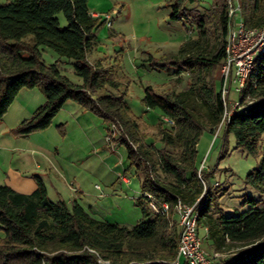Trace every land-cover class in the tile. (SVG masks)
I'll return each mask as SVG.
<instances>
[{"label":"trees","instance_id":"obj_1","mask_svg":"<svg viewBox=\"0 0 264 264\" xmlns=\"http://www.w3.org/2000/svg\"><path fill=\"white\" fill-rule=\"evenodd\" d=\"M169 19L189 22L195 37L182 41L176 52L164 54L163 63L176 73L186 71V88H144L143 103L157 107L173 123L157 128L162 146L146 142L139 120L131 114L123 95H98L106 86L118 88L111 66L89 60L95 33L105 20L91 14L88 0H7L0 3V120L22 88L37 87L45 101L32 115L10 129L28 135L51 123L63 103L72 100L114 125L120 142L128 150L131 166L140 180L137 203L142 217L133 226L94 218L76 200L68 205L53 201L42 180L35 176L31 193L0 184V264H173L179 229L172 218L177 198L196 203L199 223L206 227V240L221 253L220 264H264V208L252 206L224 215L209 211L210 200L199 204L210 192L204 190L197 170V144L204 129L215 133L225 105L222 81L212 70L224 63L230 29L225 0H208L204 12L199 0H166ZM246 27L264 25V0H241ZM62 12L66 25L57 14ZM190 19V20H189ZM212 19V21L210 20ZM50 48L73 60L81 84L72 83L57 61L46 64L41 50ZM238 105L224 120L223 134L234 138V146L260 156L245 182L264 195V53L253 60ZM111 131V130H110ZM222 156V153H221ZM160 173L166 177H161ZM204 178H207L204 175ZM143 191L170 204L167 213L155 212L142 202ZM216 206L215 197H212Z\"/></svg>","mask_w":264,"mask_h":264},{"label":"rangeland","instance_id":"obj_2","mask_svg":"<svg viewBox=\"0 0 264 264\" xmlns=\"http://www.w3.org/2000/svg\"><path fill=\"white\" fill-rule=\"evenodd\" d=\"M208 3V0H199L194 8L200 13L204 12ZM87 4L95 16H100V20H104V15L108 14L111 22L108 26L104 21L96 30L95 43L88 51V58L91 61L100 60L106 67L111 66L109 76L120 82L118 88L106 86L96 94H122L131 114L139 120L146 133L145 141L161 147L162 143L157 137L158 125L160 122L163 127L170 125L157 107L150 108L143 103L144 88L148 85L160 91L171 89L172 85L177 89L186 88L189 80L186 71L176 73L171 64H159L163 63L164 54L176 52L182 41L195 37L194 25H190V19L189 22L170 20L166 0H88ZM225 4L231 26L234 16L239 15L242 19V3L241 0H225ZM57 17L60 25L65 26L67 21L64 14L59 12ZM41 54L46 64L57 61L60 71L72 83L83 82L74 73L72 59L48 47L43 48ZM222 65L211 72L217 80L222 78ZM236 99L238 93L231 92L226 104L228 111L235 108L233 100ZM43 102L44 96L37 87L22 88L0 120V181L7 167L22 166L21 159L27 162L26 165L35 162L45 164L52 157L54 148L59 151L57 158L77 148L75 156L79 161L83 160V164L76 167V173L86 172L87 178H91V183L87 180L84 186L87 196L83 203L87 211L97 219L133 226L142 217L141 207L136 200L141 196L140 180L135 167L130 164L126 145L117 140V131L116 134L110 132L109 122L87 111L80 117L82 125L78 124V119H74L68 125H63L64 129L61 130L53 122L44 129L31 132L29 139L26 135L17 137L7 131L22 119L30 117L32 111ZM224 124L221 123L214 134L204 129L197 144V161L199 165L204 163L199 171L205 181L203 192L210 188L199 207L211 199L209 211L212 215H216L219 209L226 216L249 209L252 201L255 207L264 208V195L245 182L247 173L258 164L260 156L236 148L233 136H224ZM26 169L37 175L34 166ZM124 177L128 179L127 182L123 180ZM95 183L98 189L92 187ZM212 197H215L218 206ZM142 204L149 208L147 200ZM172 218L177 220L175 214ZM198 229L202 247L212 258V249L205 238L206 229L202 222ZM3 236L4 232L0 229V238ZM219 258L221 256L216 259Z\"/></svg>","mask_w":264,"mask_h":264},{"label":"built area","instance_id":"obj_3","mask_svg":"<svg viewBox=\"0 0 264 264\" xmlns=\"http://www.w3.org/2000/svg\"><path fill=\"white\" fill-rule=\"evenodd\" d=\"M232 11L229 12L231 14ZM237 14V12L235 11ZM104 20L108 26L111 25L110 16L104 15ZM228 44L226 46V59L222 65V84L220 88L221 97L225 105V112L221 123L228 117L231 110H227V100L231 92L238 93V96L243 91L246 78L252 70L254 58L261 53H264V26L248 28L244 25L241 17L234 16L232 25L230 26ZM238 105V100H233V106ZM169 124L173 121L166 118ZM220 123V124H221ZM219 124V125H220ZM218 125V126H219ZM117 130L114 125H111V133L116 134ZM203 162L197 170L200 182L205 185V181L201 178L199 171L203 167ZM125 181L128 179L123 178ZM97 188H99L97 186ZM143 195L148 198L149 208L155 212L167 213L170 209V204L166 200H158L150 193L143 191ZM173 213L177 217V226L179 229V238L177 241V255L173 260V264H220L216 258L221 256V253L212 250L213 257L211 258L202 247V240L198 234V218L199 212L196 203H188L180 198H177L173 204Z\"/></svg>","mask_w":264,"mask_h":264},{"label":"crops","instance_id":"obj_4","mask_svg":"<svg viewBox=\"0 0 264 264\" xmlns=\"http://www.w3.org/2000/svg\"><path fill=\"white\" fill-rule=\"evenodd\" d=\"M90 12L93 15L95 14V12L93 11ZM68 101H71L73 103H68ZM87 111L89 110L84 109L75 101L67 100L63 103L62 107L52 118L50 124L55 122L56 126L63 130V125H68L72 120L78 119V124L80 123V125H82L80 117H82V115L85 114V112ZM11 128L13 127H10V129ZM10 129H7L9 133H11ZM11 135L14 136V134L12 133ZM31 135L32 133L26 135L27 139H29ZM15 136L18 137L19 135ZM58 152V149L54 148V152H52V157L48 158L46 162H44L45 164L35 162V164L29 163V165H26L27 162L21 159L22 166L10 165L9 167H7L6 173L5 175H3L0 184H6L12 189L21 193H31L37 185L35 181V176H38L44 183L47 195L50 197L51 200H63L68 205H70L73 200H76L82 207L85 208L83 200L86 199L87 193L84 191V186H86L87 180H90L89 182L91 183V178H87L86 172H83V174L76 173V167H78V165L82 166L81 164H83V160L79 161L78 158L75 156L77 148H74L73 151H70L67 154L61 155L59 158L56 157ZM79 162L81 163L78 164ZM30 165L34 166V169H36L37 171V175H35V173L33 172L31 173V171H28L26 169L28 167H31ZM84 167L87 168L86 166ZM92 187L94 189H98L96 187V183L93 184Z\"/></svg>","mask_w":264,"mask_h":264}]
</instances>
